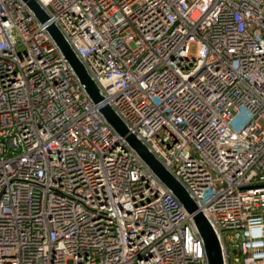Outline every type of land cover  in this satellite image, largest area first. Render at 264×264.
Listing matches in <instances>:
<instances>
[{"label": "built area", "instance_id": "obj_1", "mask_svg": "<svg viewBox=\"0 0 264 264\" xmlns=\"http://www.w3.org/2000/svg\"><path fill=\"white\" fill-rule=\"evenodd\" d=\"M35 1L44 22L0 0V264H208L192 214L49 23L222 263L264 264V0Z\"/></svg>", "mask_w": 264, "mask_h": 264}, {"label": "water", "instance_id": "obj_2", "mask_svg": "<svg viewBox=\"0 0 264 264\" xmlns=\"http://www.w3.org/2000/svg\"><path fill=\"white\" fill-rule=\"evenodd\" d=\"M26 5L35 13L40 21H46L47 16L36 3L35 0H23ZM47 30L60 48L64 57L74 70L80 82L90 96L92 102L97 104L99 111L102 113L106 121L112 126L115 132L123 137L129 146L138 154L141 160L149 167V169L171 190L173 195L180 201L184 209L192 214L193 221L203 240L204 251L208 264H223L220 254V248L217 238L208 224L203 214L197 209L194 201L189 197L183 186L164 168V166L150 153L145 145H143L133 134L129 133L120 120V118L107 105L102 103V98L98 93L95 83L91 80L83 65L72 52L68 44L64 41L61 33L49 23Z\"/></svg>", "mask_w": 264, "mask_h": 264}, {"label": "rangeland", "instance_id": "obj_3", "mask_svg": "<svg viewBox=\"0 0 264 264\" xmlns=\"http://www.w3.org/2000/svg\"><path fill=\"white\" fill-rule=\"evenodd\" d=\"M247 118H248V115L244 112V110H242L241 112H239L237 114V116L233 122V126L235 128L241 127L245 123Z\"/></svg>", "mask_w": 264, "mask_h": 264}]
</instances>
